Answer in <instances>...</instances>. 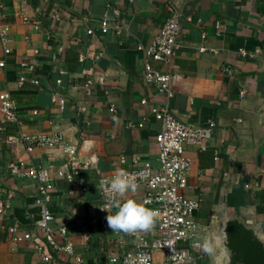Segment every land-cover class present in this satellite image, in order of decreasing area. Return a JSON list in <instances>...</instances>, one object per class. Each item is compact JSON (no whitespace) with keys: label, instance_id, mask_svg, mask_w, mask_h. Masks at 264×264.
<instances>
[{"label":"crops","instance_id":"obj_1","mask_svg":"<svg viewBox=\"0 0 264 264\" xmlns=\"http://www.w3.org/2000/svg\"><path fill=\"white\" fill-rule=\"evenodd\" d=\"M106 3L120 16L107 15L111 28L102 34ZM170 5L181 15V32L172 61L179 79L172 83L169 107L186 125L215 123L204 151L185 148L192 167L184 193L200 202L196 264H224L216 247L228 218L244 221L264 239V0H0L1 23L9 28V43L5 49L0 44V89L11 94L20 121L17 126L0 114V197L9 204L0 226L17 221L20 233L32 234L14 245L0 230V264H71L34 226L36 182L24 176L31 167L49 171L50 226L55 231L67 227L84 264H120L110 259L133 250L131 232L106 228L98 182L143 162L159 169L155 137L161 123L151 110L165 100L143 82L136 47L149 45ZM20 130L63 132L77 151L69 166L79 170L75 181L65 178L68 159L62 149L28 153L22 144L9 147L6 139ZM19 163H24L20 175L11 173L9 164ZM145 193L140 185L119 199L139 203ZM93 219L97 222L90 225ZM56 240L64 243L59 236ZM38 244L51 262L42 261Z\"/></svg>","mask_w":264,"mask_h":264},{"label":"built area","instance_id":"obj_2","mask_svg":"<svg viewBox=\"0 0 264 264\" xmlns=\"http://www.w3.org/2000/svg\"><path fill=\"white\" fill-rule=\"evenodd\" d=\"M105 8L106 16L104 15L100 21L102 34L108 33L111 28L107 15H112L115 20L120 16L119 10L111 4L106 3ZM1 19L0 9V44L5 49L9 43V28L1 23ZM180 20L179 11L174 5H170L168 18L149 45L138 44L136 47L143 59V82L161 94L165 101L161 106L151 110L152 117L161 123L160 131L155 137L159 169L154 171L148 162H143L139 167H133L126 171L137 186L142 185L146 188V193L139 203L149 209L157 210L158 216L155 217L154 224L150 229L131 232V236L134 238L133 250L125 251L119 258L112 257L110 259L112 263L119 260L120 264H196V259L200 255V245L196 242L199 227L195 221V215L200 209V202L186 197L184 193L188 187L187 179L192 167V160L187 157L185 148L192 146L204 151V142L210 137L215 123L208 121L203 126L186 125L176 119L169 107V101L173 97L172 83L179 79V75L172 71V61L178 49L177 40L181 32ZM115 28L117 29V27ZM87 33L91 34L92 31L88 30ZM199 50L204 52L206 48L200 47ZM240 54L247 55L245 51H240ZM154 63L165 69L157 68ZM59 83L58 80L57 84ZM33 84L38 86L39 82L34 81ZM91 86L92 81L88 80L85 84L87 94H90ZM60 103L63 104L62 101ZM141 103L145 104V100ZM110 112H114L113 107H110ZM0 114L5 121L20 125L15 102L7 89H0ZM143 125L144 121H141L137 127L141 128ZM130 126L133 125L130 124ZM5 142L9 147L22 144L28 153H32L38 148L62 149L68 159L64 166L67 169L66 180L73 183L79 174L78 168L74 167L69 170V166L75 163L77 151L76 147L65 141L64 133L61 131L27 133L20 130L16 136H9ZM121 162L123 163L124 160L121 159ZM133 164L137 165L138 161L133 159ZM23 166L24 163L9 164V169L11 173L20 175L18 172ZM114 175L103 177L98 182L101 200L99 210L108 230L111 229L108 227L107 216L113 213L112 209L106 207V204L107 198L112 195L109 192V186ZM24 176L36 182L34 204L39 209V218L34 222L35 228L42 232L46 244L53 251L69 257L71 264H84L82 258L74 253L72 243L67 237V227L61 225L55 231L50 226L53 213L48 204L53 184L49 171L31 167L25 171ZM8 208V202L2 201L0 197V215H5ZM96 222L97 220L93 219L90 221V225H94ZM0 230H5L8 233L10 241L14 245L32 238L30 233H20V223L17 221L1 225ZM57 236L63 239V244L57 242ZM35 250L43 262H51L41 245H36Z\"/></svg>","mask_w":264,"mask_h":264},{"label":"clouds","instance_id":"obj_3","mask_svg":"<svg viewBox=\"0 0 264 264\" xmlns=\"http://www.w3.org/2000/svg\"><path fill=\"white\" fill-rule=\"evenodd\" d=\"M137 185L130 178L129 173L119 168L112 177L107 198L106 207L114 210L112 215L107 216L108 227L114 232L130 233L136 230L150 229L158 211L149 209L131 199L122 201L118 197L127 191H134Z\"/></svg>","mask_w":264,"mask_h":264},{"label":"water","instance_id":"obj_4","mask_svg":"<svg viewBox=\"0 0 264 264\" xmlns=\"http://www.w3.org/2000/svg\"><path fill=\"white\" fill-rule=\"evenodd\" d=\"M175 3V0H171ZM224 264H264V239L244 221L231 217L222 225L218 238Z\"/></svg>","mask_w":264,"mask_h":264},{"label":"rangeland","instance_id":"obj_5","mask_svg":"<svg viewBox=\"0 0 264 264\" xmlns=\"http://www.w3.org/2000/svg\"><path fill=\"white\" fill-rule=\"evenodd\" d=\"M216 248L219 251V255H220V249H221L220 246H217Z\"/></svg>","mask_w":264,"mask_h":264}]
</instances>
